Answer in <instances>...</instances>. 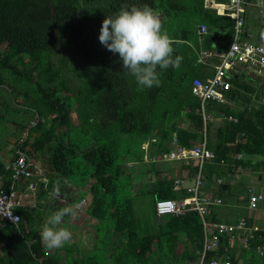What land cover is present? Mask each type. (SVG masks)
I'll use <instances>...</instances> for the list:
<instances>
[{
    "label": "trees",
    "instance_id": "16d2710c",
    "mask_svg": "<svg viewBox=\"0 0 264 264\" xmlns=\"http://www.w3.org/2000/svg\"><path fill=\"white\" fill-rule=\"evenodd\" d=\"M184 1L193 7L183 12V22L196 19L211 28L228 26L226 39L232 40L234 19L205 9V0ZM134 3L158 7L153 0H0V84L9 88L13 99H23L18 107L11 103L10 112L24 113L25 124L34 110L47 119L31 130L27 143L34 158H48L47 168L42 166L49 181L47 186L41 185L38 196L59 190L61 199L71 188L68 182L84 187L92 181L88 210L100 221L95 250L73 256V261L66 263L61 256L46 250L41 229L33 228L36 224L30 220L34 209L19 207V223L0 227L4 246L0 264L199 261L205 234L198 211L159 217L155 202L158 198H175L173 182L150 184L140 178L143 194H151L154 200L150 217L141 209V193L132 174L130 164L141 160L140 151L147 139L158 140L162 156L168 152L173 135L179 145L191 148L193 141L202 139L205 127L201 101L192 94L195 75L188 68L158 67L160 86L138 90L135 78L123 70L119 55L100 43V29L107 15ZM165 4L162 23L172 15L180 16L172 10L182 7L178 1L166 0ZM170 27L163 24L168 34L177 30V26ZM195 28L196 25L179 28L181 39L193 38ZM169 36L175 41L174 56L179 55L178 37ZM229 75V102L211 100L205 104L207 129L211 130V117H221V145L225 148L227 143H234L230 147L232 153L244 155L233 160L234 166L255 163L263 168L264 82L249 85L242 76L232 72ZM230 115L237 121L231 120ZM17 123L20 130L25 128L22 121ZM242 133L244 139L237 141ZM254 156L262 159L253 162ZM13 172L12 167L6 170L2 188L9 187ZM226 244L209 253L207 259L221 254Z\"/></svg>",
    "mask_w": 264,
    "mask_h": 264
},
{
    "label": "crops",
    "instance_id": "0c3cea01",
    "mask_svg": "<svg viewBox=\"0 0 264 264\" xmlns=\"http://www.w3.org/2000/svg\"><path fill=\"white\" fill-rule=\"evenodd\" d=\"M153 1L157 3V8L160 11H163L164 5H166V0ZM175 1H178V4L182 7L180 8L179 6H176V8L172 10L173 14L174 12H177L180 13V16H178L179 14H175L174 16L172 15L171 18H166L165 23L162 24H164V26H171L170 28L177 26V30H171L169 34H174V37H178L177 41L179 42L180 50L179 56L183 58L180 67L188 68V72L192 75H195V77L205 78L207 76L213 75L216 64L219 62L218 53L224 48V46H226V44L230 42L228 39H226L230 27L225 26L211 28L206 23H199L196 19L192 20L191 14L189 18L192 20V22L187 21L186 19L183 22V12H189L193 5L190 4L189 1L186 3L184 0H170V3H174ZM212 1L223 3L225 0H205L203 7L208 10H215L217 14L225 16L227 15L233 19L230 14L224 12L221 8L218 9L214 6H211L213 3ZM244 8L246 24L242 34V39L256 42L260 38L264 29V15L261 13V9H264V0H250V2H248ZM252 13L255 14L251 17ZM179 18L181 21H179ZM256 23H258V32L254 34L250 30V26L255 27L254 25ZM203 24L207 25L209 28L207 33H201L200 27ZM191 25H196L194 34L195 37L193 36V38L181 39L182 33L179 28ZM232 29L234 30L233 27ZM204 50H209L212 55L208 57L205 62H199V57ZM237 75H240V77L242 76V81H246L249 85L255 83L261 85L264 82V71L259 73L253 69L239 66ZM194 96L197 97L196 95ZM19 100L20 99L14 100L12 98L11 92L5 84H0V124L4 125V129L0 133V189L5 184L6 170L9 169V167H12L15 142H17L21 136L22 130H20L18 127L17 121H22L23 124H25L27 121V117L24 113L14 112V114L12 113L10 119L8 116H6V113L10 111L9 107L11 103L12 106L22 104L19 103ZM261 100L264 102V94ZM224 102L229 101L226 99ZM238 108H240V106H238ZM208 117L209 116L207 115V118ZM46 121L47 119L45 118V122ZM211 122L213 124L210 128L211 130L208 131L207 146L209 149L216 151L217 156L205 162L203 184L200 188V193L203 195H213L218 197L221 199V203L211 204L209 206L207 220L234 224L237 223L242 217H245L247 219V226L243 231H241V233H237L236 240L232 243H228L226 241V237H224L221 244L225 242L227 243L225 248H229V254H232L233 261H236L235 264H264V258L258 256L255 247L257 244L264 242V167L259 169L255 163L247 166H234L233 160L236 158H243V153H236L235 155L232 153L233 150H231L230 147H233L235 145L234 143H227L225 148L221 145L220 138L222 135H220L219 130V127L223 124L221 117H211ZM5 130L8 132L7 134H5ZM243 136V133L241 136L238 135L237 141L243 140ZM203 138L204 133L201 140L192 142L193 146L197 143H200ZM158 146L159 144L156 138L147 139L143 143L142 149L140 151V157L143 161L141 162V160H138L135 161V163L132 161L130 165H135L136 162L144 163V165L147 166L146 173L148 179H146V182L150 184L171 181L174 185V181L181 178L183 182L180 190L176 191L173 186V190L176 193L175 199L182 200L183 198L192 195L188 188L194 185L193 178L198 166L197 160L185 158L169 159L168 155L170 152L177 150L178 147H185L178 144L176 135H173L172 140L169 142L168 152L162 156H159L160 153L158 152ZM239 154H242L240 158L238 156ZM35 159L45 168H47V155L42 157L38 156ZM252 159L253 162H256L262 159V157L254 156ZM220 168L222 169L221 171ZM91 182L92 181H89L84 187H78L74 184L71 185L68 182V185L71 188L69 190L67 188L68 195L64 196L65 201L54 198V190H50L44 196L39 197L38 190L42 186L32 190L27 187L28 183L25 181H21V183L17 184V186L15 185L18 199L20 201V208L27 207L29 210L35 208L40 209L41 207L44 208V210L40 209L43 213V216H31L30 220L35 224H37V222H39V224H44L46 217L48 218L49 215L59 208L64 207L67 203L75 201L74 204H82L78 213V217L72 218L70 216H65L63 222L64 225L62 224L63 227H66L65 224H67V228H69L72 232L71 243L56 249L46 248L47 251L61 256L63 260H66V263L71 261L73 256L77 258L85 253L93 252L95 250V242L99 235L98 229H100V221L97 218L91 216L88 210L90 199L89 186ZM11 184L12 180L9 187L5 189L10 188ZM238 186L246 189L248 193V195L245 197L247 211L242 215L240 213H238V215L235 214V209L237 206L234 204V202H231V199L233 198L232 191ZM252 193L263 195V199L259 202L256 208H252L249 203V197ZM52 200L55 201L52 202ZM34 202L37 203L34 204ZM49 207L51 208L47 211L46 209ZM244 235L250 238L249 246L244 245Z\"/></svg>",
    "mask_w": 264,
    "mask_h": 264
},
{
    "label": "built area",
    "instance_id": "2783aa9c",
    "mask_svg": "<svg viewBox=\"0 0 264 264\" xmlns=\"http://www.w3.org/2000/svg\"><path fill=\"white\" fill-rule=\"evenodd\" d=\"M212 2L211 6L218 9L221 8L233 17L235 21L234 35L232 40L218 53L219 62L216 64L214 74L205 78L195 77L193 79L192 92L201 101L205 122L203 140L191 148L178 147L177 150L170 152L168 155L169 159L185 158L197 160L198 166L193 178L194 185L188 188L192 195L182 200L158 198L155 202V209L159 217L169 214L178 215L189 210L198 211L203 220L205 239L201 257L196 264H228L229 261L230 264H233L232 254H229L228 247H224V251L221 254L215 255L210 260L207 259L209 253L220 250L224 237H226L228 243L235 241L237 233H241L247 226V219L242 217L234 224L207 220L209 206L221 203V199L213 195H203L200 193V188L203 184L205 162L216 157V152L207 146L208 118L205 112V104L211 100L223 102L227 99V94L232 89L229 73L237 74L239 66L253 69L259 73L264 71V29L256 42L242 39L246 24L244 7L250 0H225L223 3ZM261 13L264 15V9H261ZM200 29L201 33L209 31L208 26L205 24L201 25ZM211 55L209 50H204L199 57V62H205ZM33 113V117L25 125V128L22 129L21 136L14 145L12 184L8 189H0V226L6 223L18 224L20 221L21 217L16 212V209L20 206V201L15 185L17 186L21 181H25L28 183L27 187L29 189L35 190L41 185L47 186L49 181L45 168L29 153L30 146L27 145L31 138V130L38 123L45 122V117L38 111L34 110ZM230 119L237 121V118L231 115ZM238 156L240 158L242 154ZM182 182L181 178L174 181L173 186L176 191L180 190ZM59 192L57 190L53 194V197L61 200ZM262 199L263 195L252 193L249 197L250 206L256 208ZM80 205L82 206V204ZM243 240L244 245L249 246L250 238L244 235ZM255 247L258 256L264 258V255H261L260 251H258V249L264 251V242L257 244Z\"/></svg>",
    "mask_w": 264,
    "mask_h": 264
},
{
    "label": "clouds",
    "instance_id": "9594fccd",
    "mask_svg": "<svg viewBox=\"0 0 264 264\" xmlns=\"http://www.w3.org/2000/svg\"><path fill=\"white\" fill-rule=\"evenodd\" d=\"M162 13L148 4L122 6L113 15H107L102 22L99 41L123 62V70L131 74L143 88L158 87L160 74L169 67L179 68L182 57L174 56V39L163 29ZM80 203H75L53 212L41 226L40 237L48 249H56L71 243L72 232L63 227L65 216L76 218ZM260 251L264 255V251ZM230 264V261L228 262Z\"/></svg>",
    "mask_w": 264,
    "mask_h": 264
},
{
    "label": "rangeland",
    "instance_id": "374dc122",
    "mask_svg": "<svg viewBox=\"0 0 264 264\" xmlns=\"http://www.w3.org/2000/svg\"><path fill=\"white\" fill-rule=\"evenodd\" d=\"M258 10V9H257ZM255 14V13H254ZM253 13H252V15H251V17L254 15ZM255 27H252V26H250V30L254 33V34H256L257 32H258V23H256L255 25H254ZM21 96H19V97H16V98H14V100H18V99H20L19 100V103H22V101H23V99L21 100ZM22 105V104H21ZM17 106H20V105H17ZM3 114H5V113H3ZM11 115H12V112H8V113H6V116H8L9 117V119L11 118ZM1 118V117H0ZM3 129H4V125H2V124H0V133L3 131ZM8 132L5 130V134H7ZM10 157H12V156H10ZM150 167H152V166H150ZM146 168H147V166L146 165H144V163H139V162H136V164L135 165H133V168H132V174H133V176H134V178L136 179V181L138 182V187H137V191H139V193H141V199H140V201H141V204H142V206H141V209L142 210H144L145 212L147 211V214L149 215L150 214V217H151V209H152V205H154V200H153V197H151L149 194L148 195H144L143 194V191L142 190H144L143 189V186H142V183L141 182H139L140 181V178L141 179H143V180H145V179H148V177H147V173H146ZM147 181V180H146ZM141 183V184H140ZM140 189H141V192H140ZM59 194H60V192H59ZM248 195V193H247V191H246V189H244V188H242L241 186H238V187H236L235 188V190H233L232 191V196H233V198L231 199V202H234V204L237 206V208L235 209V214L236 215H238V213H240L241 215L242 214H245L246 213V211H247V204H246V200H245V197ZM64 201H65V199L64 198H62ZM52 202H54L53 200H52ZM75 202V201H74ZM74 202H71V203H67L64 207H66V206H69V205H72V204H74ZM35 203H37V202H34V204ZM51 207H49V208H47L46 210L48 211V209H50ZM61 208H63V207H61ZM40 209H42V210H44V208L43 207H41ZM40 209H38V208H35L34 209V214H32V216H36V217H41V216H43V213L42 212H40ZM60 209V208H59ZM58 209V210H59ZM57 211V210H56ZM45 214H46V212H45ZM47 215V214H46ZM69 217V216H68ZM78 217V216H77ZM46 219H47V217L45 218V221H46ZM43 224H39V222H37V224L33 227V228H39V229H41V226H42ZM63 225H64V223H63ZM65 226L67 227V224H65ZM0 253L1 254H3L4 253V246H3V243H1L0 242Z\"/></svg>",
    "mask_w": 264,
    "mask_h": 264
}]
</instances>
